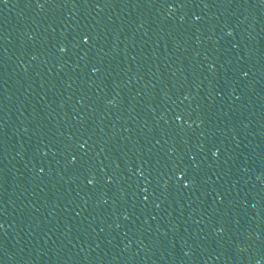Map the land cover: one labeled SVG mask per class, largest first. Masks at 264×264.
Here are the masks:
<instances>
[{
    "label": "water",
    "instance_id": "water-1",
    "mask_svg": "<svg viewBox=\"0 0 264 264\" xmlns=\"http://www.w3.org/2000/svg\"><path fill=\"white\" fill-rule=\"evenodd\" d=\"M263 212L264 0H0V264H235Z\"/></svg>",
    "mask_w": 264,
    "mask_h": 264
},
{
    "label": "snow or ice",
    "instance_id": "snow-or-ice-1",
    "mask_svg": "<svg viewBox=\"0 0 264 264\" xmlns=\"http://www.w3.org/2000/svg\"><path fill=\"white\" fill-rule=\"evenodd\" d=\"M3 2L4 3H7V0H3ZM43 6H44L43 4H40V7H43ZM83 42L85 44H87V40H83ZM61 51H66V49L65 48H62ZM181 179L183 180L184 177H181ZM185 187H189V185L188 184H185ZM145 191H147V189H145ZM252 207H256V205H252Z\"/></svg>",
    "mask_w": 264,
    "mask_h": 264
}]
</instances>
